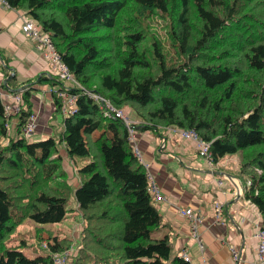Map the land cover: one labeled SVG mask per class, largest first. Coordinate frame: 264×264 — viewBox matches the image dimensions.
Masks as SVG:
<instances>
[{
    "label": "trees",
    "instance_id": "1",
    "mask_svg": "<svg viewBox=\"0 0 264 264\" xmlns=\"http://www.w3.org/2000/svg\"><path fill=\"white\" fill-rule=\"evenodd\" d=\"M5 1L50 35L77 86L41 75L62 128L30 143L33 83L17 85L13 76L6 86L9 73L0 80L22 96L12 114L0 96V264H55L74 250L80 223L82 247L64 264H192L168 237H156L163 219L146 170L123 121L105 116L93 94L130 108L138 131L194 130L211 144L213 163L237 158L264 230V0ZM1 66L10 70L5 59ZM60 93L74 97V113L62 114Z\"/></svg>",
    "mask_w": 264,
    "mask_h": 264
},
{
    "label": "crops",
    "instance_id": "2",
    "mask_svg": "<svg viewBox=\"0 0 264 264\" xmlns=\"http://www.w3.org/2000/svg\"><path fill=\"white\" fill-rule=\"evenodd\" d=\"M29 18L25 10L7 8L0 2V80L5 78L4 73H14L15 84L33 83L36 134L44 141L59 127V119L54 114L51 86L39 81L43 73L51 72L50 61L20 27ZM2 59L8 62L10 70L1 66ZM3 92V104L12 102V94L16 93L7 89ZM125 109L132 115L130 108ZM98 132L93 137L103 135ZM136 141L150 163L160 193V198H152L163 219L156 237H168L173 253L183 256L187 252L192 264H260L254 232L261 228L263 218L256 205L245 198V187L237 176V158L232 164V157H226L209 165L199 155L195 143L182 138L176 127L159 128L158 132L139 131ZM62 154L66 158V153ZM70 163V159L64 161L71 173ZM218 180H223L222 186L217 184ZM216 203L222 206L220 222L215 218ZM183 209H192L201 217L197 235Z\"/></svg>",
    "mask_w": 264,
    "mask_h": 264
},
{
    "label": "built area",
    "instance_id": "3",
    "mask_svg": "<svg viewBox=\"0 0 264 264\" xmlns=\"http://www.w3.org/2000/svg\"><path fill=\"white\" fill-rule=\"evenodd\" d=\"M0 2L7 8H10L7 1L0 0ZM22 32L33 41H35L37 47L43 51L44 57L50 61L52 70L49 72L52 75L59 76L64 83L65 87H74L77 86V81L73 78V76L69 73L67 67L62 63L61 58L57 51L55 50V46L51 40V37L48 33L42 30L41 25L34 19L29 18L26 19L21 24ZM2 85L0 83V96L2 97L3 92ZM61 95V105H62V114L70 115L74 113L75 99L73 96H70L66 93H60ZM92 97L100 102L101 107L105 109V116L110 118L121 119L125 124V127L128 131V142L132 147L134 156L138 159V161L142 164V166L146 170L147 179L150 185L151 196L153 198H160V193L158 189V185L155 181V178L150 170V163H148L138 147L137 137L138 131L135 129L134 125L138 124V121L133 120V118L129 115L127 109H118L111 104V102L107 99H104L96 94H93ZM12 102H5L4 107L5 111L8 114L17 113L20 109V105L22 103V96L20 93L12 94ZM11 103V104H10ZM36 128V118L33 116L24 129L25 138L30 135ZM180 136L186 140L193 141L196 144V147L199 151V155L201 157L206 158L209 165H213L212 159L210 158V143L203 141L198 137V134L194 130H180L177 129ZM27 139V138H26ZM223 180H218L217 184L219 186L223 185ZM182 213L185 214L189 221L192 224V229L195 235H197L198 228L202 222L200 216L193 213L192 209H183ZM215 218L217 221L222 220V206L220 203L215 204ZM254 238L257 239V257L260 261V264H264V230L257 229L254 232ZM201 248L203 245L200 243ZM235 256H237L236 251H234ZM185 261H190L189 254L187 252L183 255ZM55 264H64V258L62 256H56L54 260Z\"/></svg>",
    "mask_w": 264,
    "mask_h": 264
},
{
    "label": "rangeland",
    "instance_id": "4",
    "mask_svg": "<svg viewBox=\"0 0 264 264\" xmlns=\"http://www.w3.org/2000/svg\"><path fill=\"white\" fill-rule=\"evenodd\" d=\"M152 26L154 27V28H156V29H158L157 30V32L159 33V35H160V38L164 41V43L165 44H167L168 43V33H165V31L164 30H162L161 28H160V26H161V23L160 22H158L157 20H154V21H152ZM167 49L170 51V52H173V49H171L170 47H168L167 46ZM10 86H12V87H10V88H12V89H15L16 88V85H14V84H12V85H10ZM21 87V86H20ZM20 87H18V88H20ZM3 88V87H2ZM3 90H5L4 88H3ZM131 111V110H130ZM131 116H134V118H133V120H135V121H137V119L135 118V115L133 114V112H132V115ZM56 118H58L59 119V127L58 126H56L55 128H54V133H53V135L54 136H57L58 135V131L60 130V127H61V121H62V117H61V114H58L57 116H56ZM141 121V120H140ZM51 122H53V121H51ZM112 126H114V127H117V128H119V126H117L115 123H113L112 124ZM36 129H37V123H36V128H35V130L30 134V135H28L26 138H27V140L30 142V143H33V142H35L34 140H35V138H37V142L36 143H39V142H41L40 141V135L39 134H36ZM98 133H104L103 132V128H101V130H99V132ZM100 135V134H99ZM101 136V135H100ZM5 143H6V140H5ZM232 160H231V164L232 163H234L233 162V160H234V158H231ZM78 164H80V163H78ZM69 201H70V207L71 208H74L75 206H76V202H75V199H74V194H72V196H71V198L69 199ZM79 225H81V223L79 224ZM79 225H75V226H73V232H72V234H73V236H74V238H75V243L73 244V246L72 247H74V250L73 251H68L66 254H65V256L63 257L64 258V263H65V258H66V256H68V255H70L72 252L73 253H75L77 250H75V249H78V251H79V249L82 247V243L80 242V241H78V239L77 238H81V231H80V226ZM71 227V226H70ZM50 229V228H49Z\"/></svg>",
    "mask_w": 264,
    "mask_h": 264
},
{
    "label": "water",
    "instance_id": "5",
    "mask_svg": "<svg viewBox=\"0 0 264 264\" xmlns=\"http://www.w3.org/2000/svg\"><path fill=\"white\" fill-rule=\"evenodd\" d=\"M13 76H14V73L12 75H9L7 78H5L3 83L7 86V83L12 79ZM228 178H229V176H228Z\"/></svg>",
    "mask_w": 264,
    "mask_h": 264
}]
</instances>
